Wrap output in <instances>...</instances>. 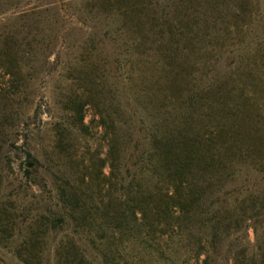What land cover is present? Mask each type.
<instances>
[{
    "label": "rangeland",
    "instance_id": "obj_1",
    "mask_svg": "<svg viewBox=\"0 0 264 264\" xmlns=\"http://www.w3.org/2000/svg\"><path fill=\"white\" fill-rule=\"evenodd\" d=\"M246 1L251 23L239 33L236 0H194L189 16L210 27H201L194 51L178 56L163 39L158 54L141 28L121 29L124 11L112 10L113 0H0V264H59L70 247L82 264H203L206 256L210 264H264V0ZM209 86L236 108L224 121L232 131L214 144L231 153L206 182L199 212L164 234H146L131 218L98 232V208L112 215L139 197V167L125 161L130 112L133 123L145 116L151 124L155 111L133 99L170 95L169 111L182 124L187 95ZM74 95L86 101L83 128L64 108ZM93 96L115 129L101 124ZM195 114L203 126L204 113ZM113 138L120 152L110 169ZM71 188L90 209L91 226H77L62 200Z\"/></svg>",
    "mask_w": 264,
    "mask_h": 264
},
{
    "label": "trees",
    "instance_id": "obj_2",
    "mask_svg": "<svg viewBox=\"0 0 264 264\" xmlns=\"http://www.w3.org/2000/svg\"><path fill=\"white\" fill-rule=\"evenodd\" d=\"M119 2L122 3L121 0H113V3L109 2L108 4L113 8L112 10L115 9L119 13L124 11L121 16L124 18L123 23L121 22L124 25L121 29L124 27L143 29L148 33V37L150 34L152 39L149 42L156 46L158 54H161L162 47H164L158 46L160 39L175 48L177 54L181 50L194 51V46L200 44L204 37L201 35V27H205V30L206 27H210L206 19L202 18L199 21L194 15L189 16L191 8H194L191 6L194 4V0H179L177 3H174L173 0H127L125 5H120ZM200 5L203 6V3ZM247 5L246 0H236V29H239V33L244 26L247 27L251 23L252 13ZM158 27H160L157 30L159 39L156 34ZM177 45L181 47H177ZM256 45L261 48L262 43L257 42ZM162 56L163 59L171 58L166 54ZM205 91L200 89L191 91L187 95L186 106L181 107V109L184 108L182 116L187 112L185 117H181L182 124L175 119L177 113L169 111L168 99L172 100L173 98L170 95H161V92L159 96L152 93L143 95L141 100L133 99L135 102L139 101L140 104L152 102L151 104L154 105L152 108L155 111L153 115L148 116L152 119L153 123L151 124L148 123L145 116L138 117V124L133 123L135 112L132 110L130 112L133 129L129 134L133 142L130 143L126 151L127 159L125 158V161L126 166L139 167V182L136 183L139 197L137 199L130 198V201L126 202V204L129 202L130 205L117 209L112 215L109 214L106 206L98 208L97 212L100 213L101 219V223H96L98 232L105 233V225L108 223H115L119 227L128 226L126 222L131 218L145 229L146 234L158 230L160 234H164L174 232V229L180 228L181 223L185 222L191 213L199 212L198 209L203 204L206 191L210 188L209 185H205L206 182L214 174H217L221 165L224 164L221 155L231 153L228 152L230 149L224 143H221L219 148L214 144L216 138L227 136L230 132L231 129H225L224 121L231 117L227 115L228 111L236 108V105L228 102L230 99L223 97L218 90H213V87L209 86ZM90 98L93 100L94 106L99 109L100 102L96 97ZM85 104V100L74 95L68 98L64 105L65 110L72 113L74 124L82 128L85 127ZM126 105L132 106L130 102H127ZM197 111L205 115L206 120L203 122V126H198L196 122L195 113ZM99 112L101 124L115 129V120L109 116V112L100 109ZM147 112L149 111L147 110ZM178 116L179 119L181 115L178 114ZM185 118H190L191 121L187 123ZM110 141L107 160L110 169H114L117 167L116 163L119 162L117 155L120 152L119 143L114 138ZM27 156L31 157L30 153H27ZM104 164H107L106 161ZM70 190L63 189L61 196L62 200L71 206L72 211L78 214L75 219L77 226L81 224L91 226L93 218L90 209L88 210L84 206L85 200L80 193L72 188ZM59 218L63 222V217ZM47 221L53 226H57L55 219L49 218ZM26 243L30 247L35 244L32 238L28 239ZM69 250L70 252L60 255L57 262L59 264H82L83 254L73 252L71 247ZM74 254V259H71ZM202 263L210 264L207 256L202 260Z\"/></svg>",
    "mask_w": 264,
    "mask_h": 264
}]
</instances>
